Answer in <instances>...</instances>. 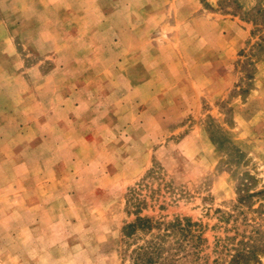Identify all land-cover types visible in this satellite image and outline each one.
<instances>
[{"label":"rangeland","instance_id":"obj_1","mask_svg":"<svg viewBox=\"0 0 264 264\" xmlns=\"http://www.w3.org/2000/svg\"><path fill=\"white\" fill-rule=\"evenodd\" d=\"M262 243L264 0H0V264Z\"/></svg>","mask_w":264,"mask_h":264},{"label":"trees","instance_id":"obj_2","mask_svg":"<svg viewBox=\"0 0 264 264\" xmlns=\"http://www.w3.org/2000/svg\"><path fill=\"white\" fill-rule=\"evenodd\" d=\"M262 245H264V243H262ZM248 252H251L252 253L253 251L248 250Z\"/></svg>","mask_w":264,"mask_h":264}]
</instances>
